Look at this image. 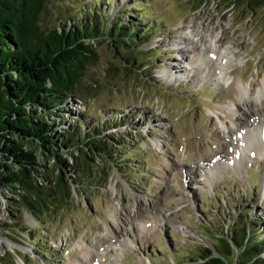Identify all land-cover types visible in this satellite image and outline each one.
Returning <instances> with one entry per match:
<instances>
[{"label":"rangeland","instance_id":"1","mask_svg":"<svg viewBox=\"0 0 264 264\" xmlns=\"http://www.w3.org/2000/svg\"><path fill=\"white\" fill-rule=\"evenodd\" d=\"M200 2L47 0L44 28L102 19L108 30L120 19L138 24L145 39L133 54L122 48L136 57L137 74L130 76L109 72L117 52L107 35L94 39L99 55L85 81L96 82L95 89L68 100L60 115L40 111L59 130L81 119L85 131L96 127L111 143V136L124 141L112 157L107 184L78 195L74 207L44 227L30 211L17 209L12 191L0 188V220L7 218L13 229L7 235L0 226V264H197L217 233L233 236L247 225L251 235L264 238V135L257 148L227 144L235 132L229 129L244 125L245 112H251L247 123L264 112V101L250 92L259 94L264 81V9L241 13L210 0L197 8ZM223 51L231 53L229 67L237 56L230 70L217 68ZM171 69L182 71L179 79L168 77ZM239 81L249 94L239 90ZM223 142L235 151L225 153L228 164L215 165L208 183L203 174L214 163L213 150L224 156ZM38 154L47 165L54 161L42 150Z\"/></svg>","mask_w":264,"mask_h":264},{"label":"trees","instance_id":"2","mask_svg":"<svg viewBox=\"0 0 264 264\" xmlns=\"http://www.w3.org/2000/svg\"><path fill=\"white\" fill-rule=\"evenodd\" d=\"M210 1L241 13L264 9V0ZM47 6V0H0V188L12 191L17 209L30 211L41 227L74 207L78 195L107 184L114 171L112 157L124 139L111 136V143L96 127L85 131L81 119L75 127L59 130L40 117V111L60 115L68 100L84 99L95 89L96 82L85 81L99 55L94 39L107 35L119 59L112 61L109 72L123 70L127 76L134 72L136 57L122 48L133 54L145 39L138 24L120 19L108 30L102 19L44 28ZM32 142L35 149L28 147ZM39 150L52 164L40 161ZM0 226L12 235L7 218ZM21 227L25 229L23 223ZM248 227L243 225L233 236L217 233L212 245L200 250L202 261L197 264H264V238L251 235Z\"/></svg>","mask_w":264,"mask_h":264},{"label":"bare ground","instance_id":"3","mask_svg":"<svg viewBox=\"0 0 264 264\" xmlns=\"http://www.w3.org/2000/svg\"><path fill=\"white\" fill-rule=\"evenodd\" d=\"M201 38H199L198 40H200ZM201 41V40H200ZM191 43H193L194 45H196V43H198L196 40H192L191 41ZM196 46H198V45H196ZM181 50H184V48L182 47L181 48ZM243 83L241 82V81H239L238 82V85H239V90L241 91V92H246L247 93V91H246V89H245V87L242 85ZM259 94H256V99L258 98V97H262V96H264V81H263V83H262V85H261V87H260V89H259V92H258ZM258 95V96H257ZM260 95V96H259ZM246 135H247V137H248V140L249 141H251V143L253 144V145H258V143H260V141H259V139L257 138V136H258V131L257 130H254V131H251V132H249V131H246ZM92 252L91 253H89L88 254V258H90L91 256H92Z\"/></svg>","mask_w":264,"mask_h":264}]
</instances>
